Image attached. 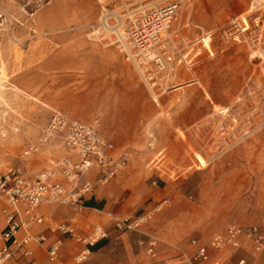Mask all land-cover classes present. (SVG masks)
<instances>
[{
  "label": "rangeland",
  "instance_id": "obj_1",
  "mask_svg": "<svg viewBox=\"0 0 264 264\" xmlns=\"http://www.w3.org/2000/svg\"><path fill=\"white\" fill-rule=\"evenodd\" d=\"M156 1L179 4L166 34L174 40L183 38L177 44L180 55L190 59L194 52L199 54L190 69L180 63L173 71L157 73L153 87L127 61L133 65L131 82L136 91L141 88L146 93L139 136L148 143H133L127 150L124 169L134 174L114 208L129 216L149 204L168 201L143 229L162 237L166 243L160 242V252L166 256L172 246L186 250L191 239L208 242L228 225L264 229V61L253 59L243 45L223 43L218 33L211 42L205 37L230 17L245 14L252 0ZM59 3L67 6L73 22L69 37L115 50L92 40L90 33L103 15L117 13L124 0H0L7 14L6 27L0 31V42L5 40L0 45V159L5 167L19 168L28 176L69 154L60 141L39 143L51 110L40 100L42 93H25L16 86L18 80L26 83L25 77L11 76L12 66L23 68L19 40L28 37L31 24L47 21L37 16ZM30 144L38 151L22 157ZM88 176L95 179L97 172ZM144 257L140 262L147 261ZM239 259L264 264V253L254 255L248 243L228 254V264H238Z\"/></svg>",
  "mask_w": 264,
  "mask_h": 264
},
{
  "label": "built area",
  "instance_id": "obj_2",
  "mask_svg": "<svg viewBox=\"0 0 264 264\" xmlns=\"http://www.w3.org/2000/svg\"><path fill=\"white\" fill-rule=\"evenodd\" d=\"M179 8L177 2L158 5L156 0H124L117 13L112 11L101 17L99 23L92 27L90 35L94 41L115 47L126 61L141 71L144 81L153 87L157 73L173 71L174 65L180 63L190 69L195 65L192 60L199 54L194 52L190 59L180 55L177 44L183 43V38L174 40L166 34ZM6 21L7 14L0 9V28ZM215 33H218L223 43L243 45L251 51L253 59L264 61V0H252L245 14L230 17L215 30L205 34V37L208 36L211 42ZM202 39L199 40L201 44ZM168 45L170 50L167 49ZM205 50L209 57H213L212 51ZM51 141H60L65 151L73 157L54 160L48 169L30 178L13 169L5 173L0 171V199L5 202L2 210L5 228L0 229V264L11 261L29 243L45 241L43 236L32 234L33 229L46 221L38 211L40 207L65 206L80 213L85 208L84 197L97 187L106 186L117 176L122 166L110 156L113 146L92 127L55 111L39 138L41 144ZM37 151L38 146L31 145L21 156H30ZM90 170H95L97 176L85 180L84 175ZM57 175L69 185L68 188L56 179ZM167 203L165 200L141 213L122 218L109 217V220L113 229L119 233L141 234ZM57 230L80 245L72 259L73 264L87 261L91 254L90 248L107 237V231L101 225H95L86 234H80L66 224L58 225ZM20 231L24 232L22 239H18ZM242 240L251 244L254 255L264 253V229L258 226L244 228L228 225L206 243L192 240V252L189 255L181 253L173 260L158 259V242L155 238H148L144 256L150 262L145 264H222L220 256L230 250H239ZM61 247V240L49 247L47 264H64L59 259ZM23 256L30 257L31 252L26 250ZM238 264L246 263L242 259Z\"/></svg>",
  "mask_w": 264,
  "mask_h": 264
},
{
  "label": "crops",
  "instance_id": "obj_3",
  "mask_svg": "<svg viewBox=\"0 0 264 264\" xmlns=\"http://www.w3.org/2000/svg\"><path fill=\"white\" fill-rule=\"evenodd\" d=\"M79 9L81 13V7ZM37 17L39 19L46 17L47 21L31 24L27 29L30 33L28 37L19 40L23 51V68L19 70L15 68L16 66H12L11 76L12 78L25 77L27 80L26 83L18 80L16 86L25 93L31 91L36 94L42 93L40 100L51 110L50 116L54 111L59 112L72 120L92 127L113 146L110 156L113 160H118L122 166L114 183L106 187H97L84 197L85 208L80 213L65 206L40 207L38 211L46 221L33 229L32 234L43 236L45 241L39 244L29 243L5 264H47V251L57 240L62 241L60 261L64 264H73L72 259L79 251L80 245L57 230V226L61 224L71 225L80 234L88 233L95 225H101L107 231V237L93 245L90 248L91 254L88 260L80 264H145L149 259L144 257L147 261L143 263L139 258L144 256L148 238L157 240V257L160 260H173L181 253L189 255L192 252L190 242L197 239L189 240L186 250L180 245H175L169 249L166 256H161L160 246L162 248L163 244L160 242H166L160 235L158 238L147 228L142 230L141 234L119 233L113 229L109 220V217L127 216L114 208L116 202L123 200L124 191L122 190L134 174L131 169H124L129 156L127 150L134 146L133 143H148L147 139H140L139 136L140 125L146 117L144 112L146 93L142 92L141 88L136 91L135 83L131 82L133 65L127 62L122 54L116 52V49L101 48L97 43L69 37L68 28H71L70 25L73 22L68 18L66 5L59 3L58 6L45 10ZM4 27L6 24L0 31ZM31 33L34 35L30 36ZM4 42L5 40L2 39L0 45ZM71 94L76 97L69 98ZM64 157H73V155L64 153L58 159ZM52 161L54 160L49 161L43 169H48ZM10 169L18 171L27 178L34 176L23 174L18 170L19 168L5 167L1 161V172L5 173ZM90 171L92 173V170ZM90 171L84 175L85 180H92V177L88 176ZM56 179L68 188L69 185L65 184L59 175ZM153 205H147L142 211L151 209ZM4 207L5 202L0 199V229L5 228L2 213ZM23 237L24 232L20 231L18 239ZM143 242L144 244H141ZM248 243L242 240L239 250H230L222 254L220 256L222 264H228L230 252H239ZM26 250L31 252L30 257L23 256ZM240 260L242 259L238 262Z\"/></svg>",
  "mask_w": 264,
  "mask_h": 264
},
{
  "label": "bare ground",
  "instance_id": "obj_4",
  "mask_svg": "<svg viewBox=\"0 0 264 264\" xmlns=\"http://www.w3.org/2000/svg\"><path fill=\"white\" fill-rule=\"evenodd\" d=\"M206 37L208 38V36H206ZM221 111H223V113H225V112H227V109H224V110H221ZM196 159L199 162L200 166H204L205 165V161L203 160V158L200 155L197 154L196 155Z\"/></svg>",
  "mask_w": 264,
  "mask_h": 264
}]
</instances>
